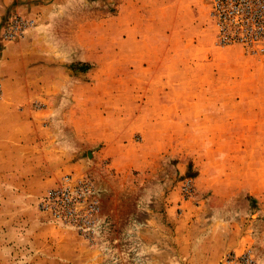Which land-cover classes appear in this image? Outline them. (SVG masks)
I'll return each mask as SVG.
<instances>
[{"label":"rangeland","instance_id":"374dc122","mask_svg":"<svg viewBox=\"0 0 264 264\" xmlns=\"http://www.w3.org/2000/svg\"><path fill=\"white\" fill-rule=\"evenodd\" d=\"M0 264H264V0H0Z\"/></svg>","mask_w":264,"mask_h":264},{"label":"built area","instance_id":"2783aa9c","mask_svg":"<svg viewBox=\"0 0 264 264\" xmlns=\"http://www.w3.org/2000/svg\"><path fill=\"white\" fill-rule=\"evenodd\" d=\"M237 14L241 15L245 12L242 8L237 9ZM234 16H227L225 14V19L230 21L233 25V34H229L228 36L224 37V40L228 41H234V40H241V41H247L252 40L254 38H258L257 32L254 28H251L250 25V18L248 16H236L235 12H233ZM258 16V13L255 15ZM251 24H255V21L252 20ZM261 29H263V26H261ZM258 31V30H257Z\"/></svg>","mask_w":264,"mask_h":264}]
</instances>
